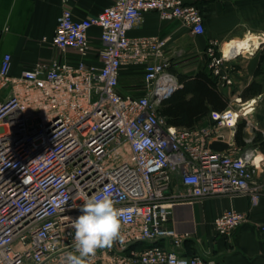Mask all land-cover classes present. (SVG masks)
Masks as SVG:
<instances>
[{"label": "built area", "instance_id": "obj_1", "mask_svg": "<svg viewBox=\"0 0 264 264\" xmlns=\"http://www.w3.org/2000/svg\"><path fill=\"white\" fill-rule=\"evenodd\" d=\"M150 12L180 22L194 36L205 33L201 11L185 0H111L98 14L81 19L70 8L62 11L53 44L64 56L76 53V62L41 61L14 77L12 57L5 55L0 67V93L7 90L0 100V264H67V254L74 251L72 221L81 215L86 194H108L128 218L123 243L97 249L92 264H206L200 256L181 254L189 234L169 225L174 206L221 195L247 196L253 207L258 205L264 192L258 149L210 148L224 138V129L240 121L258 129L255 105L244 100L245 88L236 81L234 57L225 59L217 40L205 50L228 108L194 128L170 125L159 111L180 88L169 72L170 39L129 34ZM93 28L100 29L99 64L85 60L93 51ZM126 68L142 69L140 96L120 91ZM137 132L153 141L142 152L132 143ZM175 176L183 190L176 201H167ZM249 221L247 213L230 208L214 226L218 235L231 236ZM258 226L264 230V224ZM144 243L152 245L132 250Z\"/></svg>", "mask_w": 264, "mask_h": 264}, {"label": "crops", "instance_id": "obj_2", "mask_svg": "<svg viewBox=\"0 0 264 264\" xmlns=\"http://www.w3.org/2000/svg\"><path fill=\"white\" fill-rule=\"evenodd\" d=\"M185 1L201 11L205 23L204 35L194 36L180 22L164 21L155 12L146 14L140 25L130 30L129 34L157 35L170 39L166 48L172 61L169 72L177 78L180 87L181 76H195L200 71L209 69L205 50L211 40H217L225 54L234 45L247 41L249 48L245 46L242 53H232L237 67L236 81L245 90L254 81L264 87V77L255 76L264 48V0ZM110 4L111 0H0V67L5 55L12 57L11 76L14 77L20 76L24 70L33 68L41 61L56 59L64 62L68 59L76 62L79 59L76 53L70 52L64 56L53 44L62 11L70 8L75 17L81 19L98 14ZM99 36L100 29L93 28V51L85 58L87 62L99 64L97 50L102 46ZM142 72L141 68L124 69L120 91L140 96L144 85ZM137 75L141 78L140 83L134 81ZM6 93L7 90L0 93V100L4 99ZM244 100L253 101V120L258 125L255 131L245 128L246 139L254 138L256 132L264 137V93ZM237 126L223 130L230 149H240L235 142ZM259 155L261 159L264 158V153L258 149L255 156ZM260 160L256 159L257 162ZM257 181L263 182V178L260 177ZM182 190L180 178L175 176L166 195L167 201H176L177 194ZM230 208L247 213L250 221L238 227L231 236H220L216 233L214 221L224 210ZM258 224H264V192L255 207L247 196L229 195L210 196L196 200L193 204L179 203L174 206L169 221V225L181 234H189L180 249L181 254L188 257L200 256L206 264H264V230ZM155 244L168 245L165 241ZM150 245L152 244H137L132 250L141 251Z\"/></svg>", "mask_w": 264, "mask_h": 264}, {"label": "trees", "instance_id": "obj_3", "mask_svg": "<svg viewBox=\"0 0 264 264\" xmlns=\"http://www.w3.org/2000/svg\"><path fill=\"white\" fill-rule=\"evenodd\" d=\"M256 77H264V48L260 63L255 73ZM182 87L164 99L159 106L160 113L168 123L179 128H194L206 124L212 112H222L228 108V100L218 89L217 79L209 69L200 71L195 76H181ZM264 93L261 83L254 81L243 94L245 99ZM246 122L240 121L236 134V145L242 149L257 148L264 153V137L256 132L251 143L246 142ZM134 247V246H133Z\"/></svg>", "mask_w": 264, "mask_h": 264}, {"label": "clouds", "instance_id": "obj_4", "mask_svg": "<svg viewBox=\"0 0 264 264\" xmlns=\"http://www.w3.org/2000/svg\"><path fill=\"white\" fill-rule=\"evenodd\" d=\"M246 39V37H245ZM245 45H234L225 59L232 58V53H242ZM145 132L150 131L147 127ZM132 143L139 151L150 146L153 141L147 135L137 132ZM81 215L72 221L74 231L73 249L66 257L67 264H92L91 258L97 249L110 248L114 242L123 243L125 236L122 226L127 222L124 210L116 207V202L106 193L85 195L80 207Z\"/></svg>", "mask_w": 264, "mask_h": 264}, {"label": "water", "instance_id": "obj_5", "mask_svg": "<svg viewBox=\"0 0 264 264\" xmlns=\"http://www.w3.org/2000/svg\"><path fill=\"white\" fill-rule=\"evenodd\" d=\"M230 147V144L225 141L223 137H219L217 140L210 144V148L214 151L223 152Z\"/></svg>", "mask_w": 264, "mask_h": 264}, {"label": "bare ground", "instance_id": "obj_6", "mask_svg": "<svg viewBox=\"0 0 264 264\" xmlns=\"http://www.w3.org/2000/svg\"><path fill=\"white\" fill-rule=\"evenodd\" d=\"M256 41H258V40H256ZM256 41H255V42H256ZM243 42H244V41H243ZM255 42H254V43H255ZM244 45H245L246 47L249 46L248 43H247V41L244 42ZM244 48H245V47H244ZM248 48H249V47H248ZM256 159H257V160H260V159H261V156H260V155H259V156H256L255 161H256ZM262 160H263V158H262L259 162L256 161V163H260Z\"/></svg>", "mask_w": 264, "mask_h": 264}, {"label": "rangeland", "instance_id": "obj_7", "mask_svg": "<svg viewBox=\"0 0 264 264\" xmlns=\"http://www.w3.org/2000/svg\"><path fill=\"white\" fill-rule=\"evenodd\" d=\"M138 76V75H137ZM141 78H140V76H138V77H136V80H134L135 81V83H140V80ZM256 97V96H255ZM252 98H254V97H252ZM263 104H264V102H263Z\"/></svg>", "mask_w": 264, "mask_h": 264}]
</instances>
